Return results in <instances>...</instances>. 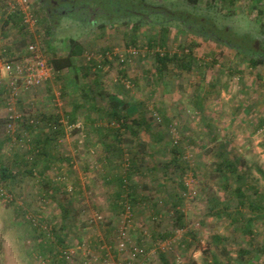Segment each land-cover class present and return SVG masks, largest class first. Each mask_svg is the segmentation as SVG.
Masks as SVG:
<instances>
[{"label": "rangeland", "instance_id": "rangeland-1", "mask_svg": "<svg viewBox=\"0 0 264 264\" xmlns=\"http://www.w3.org/2000/svg\"><path fill=\"white\" fill-rule=\"evenodd\" d=\"M27 1L32 15L42 20L45 12L40 3ZM101 1L103 12L114 5L113 23L104 16H90L87 11H68L77 4L67 2L59 8L55 23L36 22L34 18V26L21 32L12 25H3L17 0H0V163L16 171L20 164H13L14 154L18 152V157L30 159L32 156L22 154L23 149H29L37 136L43 138L50 133L56 116L62 124V131L52 142L54 155L46 161L50 168H44V175H40V167L30 177L19 172L11 183L0 177V264H58L53 255L56 248L67 256L65 264H106L110 260L118 264H161L159 251L166 253L171 264H208L214 253L221 264H240L237 258L241 247L251 251L246 258H253V264H264L262 223H258L250 239L243 232L233 231L226 217L211 215L208 208L214 196L228 200L231 209L236 204L215 176L213 160L221 144L237 161L245 185H253L264 193V63L252 67L246 53L198 34L199 25L195 22L197 18H208L235 36L248 34L257 49L262 50L264 0L258 6L254 0H199L196 4L188 0H145L163 4L169 10L191 13L195 21L190 25L170 20L162 11L156 15L146 10L149 16L143 17L126 14L134 3ZM94 19L97 21L93 24ZM103 22L105 26L99 27ZM163 26L170 29L164 50L175 52L195 43L196 67L191 71L175 70L155 84L154 54L160 48L149 46L148 41L160 34ZM72 38L83 47L77 61L76 84L71 85L74 74L65 70L54 73L39 86L11 94L16 72H7L4 63H26L31 57L27 49L32 42L49 58L52 53L46 50V43L52 41L54 52L64 56ZM18 83L21 84L20 79ZM64 86L66 94H62ZM117 93L136 103L135 113L143 114L152 123L155 139L160 133L163 137L156 143L151 133L142 131L135 145H130L139 149L140 141L147 143V153L137 161L140 170L133 172L131 182L135 183L137 194L149 198L135 212H121L118 218L112 204L116 184L105 182L108 168L100 155V140L87 144V131L92 128L86 120L92 115L98 125L116 127L109 117L88 113V95L95 96L99 106L108 108L110 95ZM196 98L203 99L201 109L196 108ZM74 105L78 109L74 123H70L67 113ZM166 116L171 119V126ZM24 118L34 119L31 129L22 123ZM130 137L127 133L126 138ZM176 142L185 147V159L192 167L183 176L177 169H165L170 158L167 148ZM150 147L155 150L152 155ZM120 170L124 167L120 166ZM44 180L58 191L44 186ZM180 182L185 183L187 190H182ZM51 187L53 193L56 191L54 197L46 194ZM76 191L82 193L74 198ZM180 194L184 197L181 205L186 213V227L175 230L170 238L156 239L154 233L172 230V200ZM156 201L155 211L159 210V214H153ZM63 207L68 209L66 218ZM109 221L114 229L108 237L105 229ZM55 224L66 226L61 247L52 233ZM188 231L196 237L191 238ZM216 234L228 236V241L216 246L212 240Z\"/></svg>", "mask_w": 264, "mask_h": 264}, {"label": "trees", "instance_id": "trees-1", "mask_svg": "<svg viewBox=\"0 0 264 264\" xmlns=\"http://www.w3.org/2000/svg\"><path fill=\"white\" fill-rule=\"evenodd\" d=\"M40 3L41 9L45 12V15L41 18H37L34 14V18H36V22L42 21H51L53 23L56 22V15L58 14L59 8L62 5L69 4H77L76 6L71 5V10L74 11L76 9L87 11L90 16L99 15L101 17H105L108 20V23H113L112 15L114 13V5H110L109 10L103 12L100 8L101 0H37ZM116 0H111L114 2ZM123 2H128L134 5L129 11H126V14L129 15H137L144 16L147 14L145 11L150 10L152 14L161 15V11L167 14L168 19L175 20L180 22L181 24H191V22L195 21L194 16L191 13L184 10H169L165 7V5H161L158 3L146 2L145 0H138L137 2L133 0H122ZM189 2L196 4L199 0H188ZM232 2L236 0H231ZM255 6H258L263 0H254ZM67 11V10H66ZM65 11V12H66ZM262 12V11H261ZM67 13V12H66ZM122 13V12H120ZM119 13V14H120ZM118 14V15H119ZM144 14V15H143ZM25 13L21 7H17L16 9H11L10 12L7 13L6 17L3 20L4 26L12 25L17 28L19 31L28 32L29 24L25 22ZM193 18V19H192ZM97 20H93V24ZM107 22V21H105ZM198 26V34L203 36L204 38H212L217 42H224L230 47L238 49L241 52L246 53L250 57V65L252 67H257L260 64L264 63V49L258 50L254 44V41L250 38L248 34L243 35L242 37H238L233 35V33L229 32L227 29L218 28L210 19L205 18L204 21L202 18L196 19L195 21ZM99 27H104L105 23H100ZM138 25L134 27L137 30ZM264 28V22L262 24ZM170 29L168 26H163L161 28L160 34L154 35L149 42V46H158L160 50L155 51L154 59H155V68L153 80H155V84L161 83L164 81L165 77L171 72L175 70H185L191 71L196 67V58L194 56L193 46L195 43L188 45V47L183 46L182 49L175 52L165 51V47L169 38ZM46 50L52 53V56L48 58L49 64L53 67L54 73H62L65 70L68 72H72L74 74V78L71 79V85L76 84V80H78V58L83 54L82 44L78 39H70L69 40V48L68 52L64 56H59L54 52V46L52 41H48L46 43ZM163 48V49H162ZM28 50V49H27ZM45 50V51H46ZM109 62V61H108ZM206 64V63H205ZM206 66L209 67L208 64ZM48 81V80H47ZM51 90V89H50ZM67 93V86L63 87L62 94ZM87 95L86 92H83ZM84 95V96H85ZM89 96V97H88ZM88 113L99 112L100 118L109 117L110 122L113 125H117L116 127H103L102 125H98L97 119H94L92 115H88L86 118L90 123V129L88 130V143L92 144L93 139H98L101 142L100 155L103 160L107 161L108 171L105 174V182L107 184H116L113 192V209L114 216L119 217L121 212L132 213L135 212V209L141 202H145L149 197L146 195L137 194V189L135 183L131 182L133 172H138L139 165L138 160L143 159L147 152L145 150L147 143L145 141H140L141 147L139 149H134L130 146L136 142V139H140L141 132L151 133L153 136V140L155 139V135L152 128V123L146 119L143 114H136L135 112L138 110V106L135 102H128L120 93L116 95H110V107L105 108L101 107L97 104V100L95 96L88 95ZM138 104V103H137ZM196 108L201 109L203 107V99L196 98L195 100ZM78 109V105H74V108L68 112L69 122L74 123L76 112ZM136 114V115H135ZM166 121L171 123V119L167 116L165 117ZM22 123H26L27 128L31 129L33 127L34 119H22ZM33 121V122H31ZM55 126L50 129V133H48L45 137L41 138V136H37L35 138V142L31 144L29 149H23V155L32 156L30 159H27L26 156L20 158V153L16 152L14 155L16 157L13 160V164L16 166L20 164V167L17 170L11 169L6 164L0 163V177L2 181H8L11 183L12 180H15L21 174L26 177L34 176L35 170L37 168L42 167L41 174L44 175V168H50L49 164L46 163L48 159H51V155H54L52 152V146L54 141L57 140V134L59 131H62V124L58 121V116L55 117ZM168 126V124H167ZM207 127H210L207 125ZM213 130L209 132L213 134ZM130 134V138H126V134ZM158 137L154 140L159 142L163 139L161 133L157 135ZM215 137V134L213 135ZM129 143V145H124ZM135 145V144H134ZM133 145V146H134ZM153 147V145H151ZM128 147V148H126ZM150 147V154H154L155 150ZM158 149L161 150L159 146ZM185 147L180 144V142H176L172 146H169V150L167 148V154L169 153L170 158L165 163V169H177L180 171L181 176L186 175L188 171L192 169L191 165L186 161L184 156ZM162 152V151H161ZM128 154V157L126 156ZM35 156V157H33ZM101 158V159H102ZM52 160V159H51ZM64 160V159H63ZM67 162L70 163V159H66ZM68 163V164H69ZM215 166V176L221 181L223 188L230 192L231 197L235 200V206L231 209L228 206V200H220L217 197H212L210 199L209 205V213L211 215H217L221 217H226L230 221V225L235 232H243L244 235H249L250 239L253 238L255 233V228L259 222L264 226V193L260 192L259 189L253 185H245V176L239 169V165L237 161L230 156V152L226 149L224 144H221L215 153V157L213 160ZM124 167V170H120ZM23 167V168H22ZM165 170V171H166ZM195 170V169H194ZM127 180L130 181V184H127ZM44 186L49 187L53 186L50 184L49 180H44ZM180 186L182 190H187V187L184 182H180ZM56 191H58L55 186H53ZM53 193L52 187L51 190H46V194L50 197L55 196V192ZM80 192H74V198H77ZM143 194V193H142ZM184 200L183 195H179V197L174 198L172 200V212L175 215V219L173 222V228L171 231L160 230L155 235V238L167 239L174 235L175 230L186 227V213L182 210V201ZM158 202L153 203L154 212L153 214H159V210L155 211L157 208ZM63 217L66 218L68 209L63 207ZM113 218V217H112ZM111 218V219H112ZM131 218V216H130ZM154 220H157V216L152 217ZM114 220V219H112ZM130 221H132L130 219ZM111 221H109V227H106L105 232L109 237L112 234V230L114 229L113 225L111 226ZM65 225H54L52 229V233L55 235L57 243L63 245L65 243ZM191 238L196 237L193 231L187 232ZM228 236H222L216 234L213 236V243L216 246L225 244L228 241ZM188 243V240H185ZM44 246V245H43ZM42 249H45L42 247ZM225 252L226 248L223 247ZM136 253H140V251H135ZM45 251H42V254ZM63 251L55 249L53 255L55 257L56 262L58 264H65L67 256L63 253ZM247 255H251V251L241 247L238 253V261L240 264H253V258L250 256L248 259ZM61 257V258H59ZM159 258L161 260V264H171L166 253L163 251H159ZM110 260V259H109ZM208 264H221L216 254L213 255V261Z\"/></svg>", "mask_w": 264, "mask_h": 264}, {"label": "built area", "instance_id": "built-area-1", "mask_svg": "<svg viewBox=\"0 0 264 264\" xmlns=\"http://www.w3.org/2000/svg\"><path fill=\"white\" fill-rule=\"evenodd\" d=\"M21 7L25 13V22L29 24L31 29L35 24V19L30 11V6L27 0H17V5H12V9ZM28 51L31 57L24 64H14L6 62L3 68L7 72H16V78L13 79L10 87L11 94L17 93L19 89H30L35 86H39L49 80L53 74L54 69L49 64L48 58L42 54L40 47L36 43H30L28 45ZM21 80V84L18 80ZM10 125V124H9ZM136 250V249H135ZM139 251V250H138ZM106 264H118L115 261H107Z\"/></svg>", "mask_w": 264, "mask_h": 264}]
</instances>
